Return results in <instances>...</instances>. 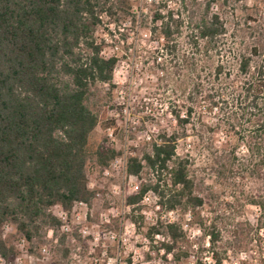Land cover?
I'll use <instances>...</instances> for the list:
<instances>
[{
    "label": "rangeland",
    "instance_id": "374dc122",
    "mask_svg": "<svg viewBox=\"0 0 264 264\" xmlns=\"http://www.w3.org/2000/svg\"><path fill=\"white\" fill-rule=\"evenodd\" d=\"M126 1V13L111 19V33L98 30L103 55L118 61L113 86H98L100 110L114 124L92 134L106 137L119 154L102 170L88 166V187L96 194L65 210L69 232L51 229L49 237L47 230L33 252L25 239L14 238L16 255L0 257V264H264V147L253 145L264 111L251 108L243 92L246 79L264 66V0ZM204 13H217L226 29L216 49L195 37ZM165 23L175 29L169 48L152 32ZM242 55L251 58L246 76L238 71ZM160 134L175 136L200 206L157 209L152 191L148 201L127 203L135 186L154 178L147 168L128 175L127 159L141 157ZM167 222L183 232L171 253L163 248L171 242L165 234H147ZM1 231L14 233L10 224Z\"/></svg>",
    "mask_w": 264,
    "mask_h": 264
},
{
    "label": "trees",
    "instance_id": "16d2710c",
    "mask_svg": "<svg viewBox=\"0 0 264 264\" xmlns=\"http://www.w3.org/2000/svg\"><path fill=\"white\" fill-rule=\"evenodd\" d=\"M124 3L0 0V257L4 260L17 253L14 238L25 239L33 252L46 242L47 230L57 234L61 222L52 207L69 210L76 201L90 202L96 191L88 187V166L102 170L119 154L106 137L95 140L92 134L97 126L105 132L114 124L100 110L104 97L98 86H113L118 60L103 55L106 42L98 30L111 33V19L126 13ZM195 29V37L215 49L226 32L217 13H204ZM157 30L163 46L171 47L175 29L165 23L152 32ZM251 52L258 54V49ZM250 62L249 56H241L240 74L249 73ZM243 92L251 108L264 111V66L246 79ZM176 116L179 122L186 121ZM254 134L253 145L262 149L264 122ZM144 168L154 178L141 182L127 196L128 204L148 191L167 210L202 204L194 193L188 161L176 155L174 135L160 134L141 157H128V175L139 176ZM5 224L14 233L4 235ZM156 233L170 238L163 244L167 253L183 239L177 222L148 227L150 238Z\"/></svg>",
    "mask_w": 264,
    "mask_h": 264
},
{
    "label": "built area",
    "instance_id": "2783aa9c",
    "mask_svg": "<svg viewBox=\"0 0 264 264\" xmlns=\"http://www.w3.org/2000/svg\"><path fill=\"white\" fill-rule=\"evenodd\" d=\"M110 134H111V132H110ZM116 162H117V160H115V162H114V166H115V164H116ZM108 169H105L104 170V174H108ZM135 189H138V186H135ZM156 196V195H155ZM157 197V196H156ZM150 199V195L148 194V193H146V194H144L143 195V197L141 198V200L142 201H148ZM76 204H78V205H83V206H85L86 205V203L84 202V201H76L75 203H74V205H76ZM52 208H55V209H57L56 211H54L53 209H52V212L54 213V215L60 220V222H61V224H60V229L63 231V232H69L70 231V224H69V221H68V218H67V215H66V211L64 210V209H62L59 205H54ZM156 208L157 209H160L161 208V206L159 205V202H158V197H157V202H156ZM168 211H170V210H168ZM84 232V231H83ZM51 233H52V230L50 229V230H48V236L50 237L51 236ZM156 238H159V236H160V233H156L155 235H154ZM112 238H114V235H112ZM149 237H146V239H148ZM150 239V238H149ZM43 250V252H45V248H43L42 249ZM171 253V252H170ZM213 257V256H212ZM20 259H17V261L18 262H20L19 261ZM122 264H135V263H133V261H129V262H125V263H122ZM219 264H220V261H219Z\"/></svg>",
    "mask_w": 264,
    "mask_h": 264
}]
</instances>
